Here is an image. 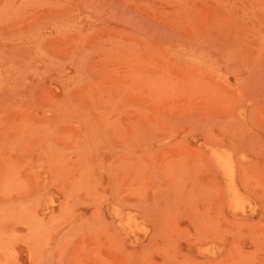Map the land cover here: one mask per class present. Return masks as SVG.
<instances>
[{"label":"rangeland","instance_id":"rangeland-1","mask_svg":"<svg viewBox=\"0 0 264 264\" xmlns=\"http://www.w3.org/2000/svg\"><path fill=\"white\" fill-rule=\"evenodd\" d=\"M0 264H264V0H0Z\"/></svg>","mask_w":264,"mask_h":264}]
</instances>
